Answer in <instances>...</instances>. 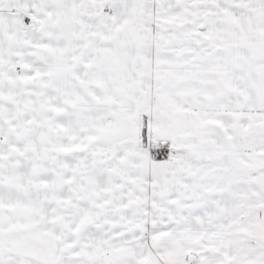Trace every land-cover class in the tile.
<instances>
[{
	"label": "snow or ice",
	"instance_id": "1",
	"mask_svg": "<svg viewBox=\"0 0 264 264\" xmlns=\"http://www.w3.org/2000/svg\"><path fill=\"white\" fill-rule=\"evenodd\" d=\"M0 264H264V0H0Z\"/></svg>",
	"mask_w": 264,
	"mask_h": 264
}]
</instances>
